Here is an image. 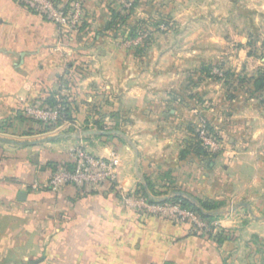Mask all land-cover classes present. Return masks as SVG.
<instances>
[{"label":"crops","instance_id":"crops-1","mask_svg":"<svg viewBox=\"0 0 264 264\" xmlns=\"http://www.w3.org/2000/svg\"><path fill=\"white\" fill-rule=\"evenodd\" d=\"M79 1L87 26L78 30L60 27L18 0H0V264H264V190L235 192L237 213L221 215L213 232L224 230L220 241L190 221L143 210L135 201L143 197L136 190L146 186L137 148L99 135H84L78 144L105 158L118 152L114 181L47 186L53 167L69 163L68 148L75 144L44 137L51 123L35 121L26 107L68 99L65 107L87 114L98 101V84L115 75L109 66L114 51L103 47V34L91 23L101 11L105 15V0ZM100 60L108 62L102 76ZM79 123L99 128L92 118ZM150 168L157 169L153 163ZM244 195L250 202H243Z\"/></svg>","mask_w":264,"mask_h":264},{"label":"rangeland","instance_id":"rangeland-1","mask_svg":"<svg viewBox=\"0 0 264 264\" xmlns=\"http://www.w3.org/2000/svg\"><path fill=\"white\" fill-rule=\"evenodd\" d=\"M105 7L91 23L114 51L115 75L98 84L87 114L60 106L44 137L72 140L69 156L80 149L101 157L78 144L86 130L79 120L123 132L115 140L137 148L151 196L211 201L216 217L207 232H214L221 215L237 213L236 191L264 190V0H105ZM111 8L122 16L107 28ZM107 63L99 61V76Z\"/></svg>","mask_w":264,"mask_h":264},{"label":"built area","instance_id":"built-area-1","mask_svg":"<svg viewBox=\"0 0 264 264\" xmlns=\"http://www.w3.org/2000/svg\"><path fill=\"white\" fill-rule=\"evenodd\" d=\"M24 1L35 6L37 10L46 13L60 27L77 28L84 18L83 5L78 1L69 4L60 3L58 0ZM27 113L38 120L50 122L51 119L56 117L58 111L35 106L28 108ZM113 157H97L84 150H72L70 153L71 167L59 166L48 179L47 186L52 190H59L65 185L85 187L112 182L116 179V160ZM135 201L143 210L155 212L164 217H174L180 223L190 221L192 226L198 230H210V224L206 220L201 219L195 212L178 204L150 203L144 197Z\"/></svg>","mask_w":264,"mask_h":264},{"label":"trees","instance_id":"trees-1","mask_svg":"<svg viewBox=\"0 0 264 264\" xmlns=\"http://www.w3.org/2000/svg\"><path fill=\"white\" fill-rule=\"evenodd\" d=\"M18 1L22 5L26 6V8H28L29 10H31L33 12L40 13L45 18L51 20L46 13L37 10L35 8V6H32L31 4H29L28 2H26L24 0H18ZM83 8H84V21H82V23L78 26V30L82 29V28H85L87 26L86 9H85L84 4H83ZM124 11H127V9L125 7H124ZM121 13L122 12H120V11L116 12L114 10V8H111V18L106 23L105 26H107V28H112L113 25L116 22L115 19L120 17V16H122ZM45 103H46V105L51 106L52 109H55V110H58V111L59 110L62 111L60 106L66 105L67 102H60V101H58L55 98H50V99H47L45 101ZM21 117H23V115ZM33 119L35 121L41 122L38 119H35V118H33ZM61 119H71V117L69 116V114H67L65 117L61 116L60 120ZM55 122H58V121H55ZM96 123L98 124V127L100 129H102V130L105 129V126H104L105 123L101 122L99 119H96ZM51 124L49 125V127L53 126V124L52 125ZM49 127H46V128H49ZM99 136L102 139H104L105 141H107V142H112L114 139H116V137H117V139L124 140V137H122L120 134H114V133L102 134V135H99ZM71 165L72 164L70 162L69 163H64V164H61V163L60 164H56L53 167V170L55 171V169H57L59 166L60 167H71ZM102 185L103 184H101V186ZM136 194L145 197L150 203H160V204L172 203V204H178V205H180L183 208H187V209L195 212L201 219L206 220L207 222L213 221L215 219V217H216L215 213L212 214V212H211V211H213L215 209L216 206L209 200H204L202 198H198V197H195V196L192 199V198L185 197L182 194L174 195V196H172L170 198H167V199H156V198H153V197H151L149 195L148 187L144 186V185H140V188L136 190ZM209 233H210V236H214L217 240L222 241L224 239V237L222 236L223 233H224V230H221L220 232H216L215 235L213 234V232H208V234ZM165 264H169V263H165Z\"/></svg>","mask_w":264,"mask_h":264},{"label":"water","instance_id":"water-1","mask_svg":"<svg viewBox=\"0 0 264 264\" xmlns=\"http://www.w3.org/2000/svg\"><path fill=\"white\" fill-rule=\"evenodd\" d=\"M109 133H117V134H120V135H124L123 132L119 131V130H115V131H106V130H100V129H86L83 131V134L85 136L87 135H102V134H109ZM75 137V135H73ZM177 194H183L181 192H177ZM149 195L151 196L150 192H149ZM153 197V196H151ZM26 198V192L24 191H21L20 194H19V199L21 200H24ZM169 198V196H165L163 198H158V199H167ZM190 198L193 199L192 196H190Z\"/></svg>","mask_w":264,"mask_h":264}]
</instances>
